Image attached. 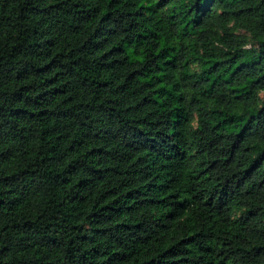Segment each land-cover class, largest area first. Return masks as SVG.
Listing matches in <instances>:
<instances>
[{
	"label": "trees",
	"instance_id": "trees-1",
	"mask_svg": "<svg viewBox=\"0 0 264 264\" xmlns=\"http://www.w3.org/2000/svg\"><path fill=\"white\" fill-rule=\"evenodd\" d=\"M0 264H264V0H0Z\"/></svg>",
	"mask_w": 264,
	"mask_h": 264
},
{
	"label": "rangeland",
	"instance_id": "rangeland-1",
	"mask_svg": "<svg viewBox=\"0 0 264 264\" xmlns=\"http://www.w3.org/2000/svg\"><path fill=\"white\" fill-rule=\"evenodd\" d=\"M239 33H243L242 31H238Z\"/></svg>",
	"mask_w": 264,
	"mask_h": 264
}]
</instances>
